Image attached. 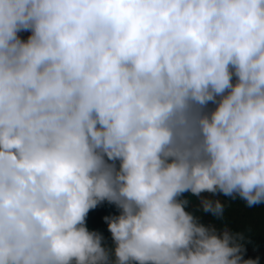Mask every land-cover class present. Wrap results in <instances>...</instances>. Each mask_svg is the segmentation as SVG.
Here are the masks:
<instances>
[{"label":"rangeland","instance_id":"rangeland-1","mask_svg":"<svg viewBox=\"0 0 264 264\" xmlns=\"http://www.w3.org/2000/svg\"><path fill=\"white\" fill-rule=\"evenodd\" d=\"M33 1L69 70L87 79L86 108L94 119L125 116L126 98L148 69L146 79L158 86L138 121L120 129L124 133L105 152L95 135L64 137L42 124L30 129L26 119L68 115L74 105L57 97L59 78L50 79L49 95L27 92L43 70L45 41L18 0H0V110L23 106L13 108L22 121L0 129V201L18 216L27 214L35 226L61 202L96 193L110 178L150 199L152 176L127 164L128 147L136 143L154 166L200 181L145 206L126 197L132 215L121 235L97 230L58 264H137L141 257L144 264L264 262V200L254 195L247 203H230L242 176L223 186L206 185L236 153L256 155L264 174V38L256 34L264 0H215L213 6L207 0ZM170 17L177 27H162ZM234 26L241 27L238 34L230 30ZM230 42L241 45L232 58L227 53L237 50ZM136 59L145 65L139 74ZM208 95L262 109L258 129L234 127L226 139L202 131L196 115ZM198 162L201 172L194 174ZM168 221L172 256L160 234Z\"/></svg>","mask_w":264,"mask_h":264},{"label":"trees","instance_id":"trees-1","mask_svg":"<svg viewBox=\"0 0 264 264\" xmlns=\"http://www.w3.org/2000/svg\"><path fill=\"white\" fill-rule=\"evenodd\" d=\"M213 1L215 0H207L208 5L213 6ZM18 2L22 10L31 16L36 29L45 41L43 70L35 82L29 85L27 92L49 95L50 79L59 78L61 83L57 88V97L74 105L73 111L68 115L43 119L28 118L23 123L29 125L30 129L37 124L52 127L69 138L83 133L95 135L101 138L102 151L105 152L109 148V143L116 140L118 134L123 132H119L120 129L131 120L138 121L142 116V106L150 100L153 90L158 86L157 81L146 79L147 73L151 72L148 69L139 82V89H135L134 93L126 98L129 112L125 116L118 115L107 120L94 119L86 108L90 96L87 79L69 70L53 29L46 16L37 11L35 2L33 0H18ZM168 14L171 15V11L168 10ZM257 22L259 28L256 34L264 38V13H259ZM161 23L166 29L177 27L176 20L171 17L163 19ZM230 30L238 34L241 27L234 26ZM229 46L231 50H237V53L229 51L228 58L240 53L239 42L236 44L230 42ZM222 54L224 56V53ZM144 66L142 59H136L133 65L136 74L145 69ZM14 107L23 109V106L17 104L10 107L12 110L9 108L6 111L0 110V129L15 127L16 120L22 121L14 113ZM259 110L262 109H257L245 101L208 95L203 98L198 108L196 124L202 131L210 130L219 139H226L232 136L234 127H241L249 132L258 129L259 121L256 116ZM145 152L140 144L129 145L127 164L132 169L150 173L153 182L151 200L163 198L175 187H191L200 181L196 176L187 177L175 170L154 166L148 162ZM195 166L194 174L201 172L200 163H196ZM237 176L242 178L238 179L236 191L228 195L230 203L244 204L254 195H259L264 200V174L256 155L243 156L241 153H236L234 160L222 165L219 175L209 178L206 185L207 187L223 186L228 181L235 180ZM129 196H134L135 202L141 206L151 202L143 193L133 191L110 178L105 187L96 193L61 202L50 215L42 216L35 226L27 214L18 216L0 201V264H23L30 259H36L38 264H58L60 257L67 253L68 249L97 230L102 229L111 236L121 235L131 220L132 213L126 202V197ZM171 227L170 221L164 223L160 228V234L168 253L172 256L175 244L173 237L169 235ZM143 259L144 257H141L136 263L144 264Z\"/></svg>","mask_w":264,"mask_h":264}]
</instances>
